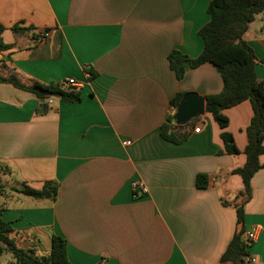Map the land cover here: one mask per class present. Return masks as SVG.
<instances>
[{"label": "crops", "instance_id": "0c3cea01", "mask_svg": "<svg viewBox=\"0 0 264 264\" xmlns=\"http://www.w3.org/2000/svg\"><path fill=\"white\" fill-rule=\"evenodd\" d=\"M209 1L0 0L1 38L13 46L0 53V75L25 85L59 83L80 97H53L39 109L34 95L0 83L1 218L19 247L46 256L55 235L71 264H219L237 230L243 186L232 170L245 162L251 104L222 112L238 150L228 155L205 101L203 114L182 127L170 104L177 93H219L220 75L203 63L177 79L167 59L172 51L187 60L200 54ZM243 38L264 81V11ZM169 116L174 131L188 132L184 141L161 138ZM257 159L242 226L259 229L246 249L253 264H264V153ZM198 174L207 176L205 188L196 187ZM49 181L54 200L14 191ZM132 182L146 193L134 198ZM12 262L9 253L0 256V264Z\"/></svg>", "mask_w": 264, "mask_h": 264}, {"label": "trees", "instance_id": "16d2710c", "mask_svg": "<svg viewBox=\"0 0 264 264\" xmlns=\"http://www.w3.org/2000/svg\"><path fill=\"white\" fill-rule=\"evenodd\" d=\"M264 11V0H210L207 6L209 20L198 30V35L203 41L200 54L191 60H187L176 51L168 55L169 67L174 70L176 78L181 79L188 68L199 67L203 63H210L220 75L222 89L219 93L204 97L205 110L211 114L213 120L222 129L220 138L224 144V151L228 155H236L237 148L233 143L232 136L224 131L227 126V117L222 113L244 100L251 104L252 116L245 129L246 145L243 150L245 162L240 168L232 170V174L240 177L243 189L237 194L243 198L244 203L250 196V179L260 168L258 157L264 153L262 140L264 137V81L258 80L254 73L256 58L253 50L248 46L243 36L247 31L249 23L255 16ZM16 26L11 27L15 31ZM30 27L22 31L30 30ZM5 28L0 26V53L9 51L13 46L3 42L1 35ZM188 61L189 65L184 62ZM90 75L93 72L90 71ZM0 83L10 84L18 90L34 95L37 99L44 101L47 97H58L67 102L80 100L79 93L73 89H64L59 83L47 85L32 83L25 85L16 78L0 75ZM183 93H177L170 100L175 107ZM172 116L167 117L166 122L160 127V136L163 140L177 144L187 138V131H174ZM196 187L205 188L208 180L204 174L196 176ZM17 193L35 199H55L56 183L45 182L41 189H33L24 186L15 189ZM236 206L237 230L233 234L226 249L222 253L219 264H243L247 256V245L242 239L243 211L242 204ZM10 224L1 218L0 208V256L9 253L13 260L9 264H71L66 258L65 241L53 235L51 237V248L46 256H37L33 249L21 248L12 232Z\"/></svg>", "mask_w": 264, "mask_h": 264}, {"label": "water", "instance_id": "95a60500", "mask_svg": "<svg viewBox=\"0 0 264 264\" xmlns=\"http://www.w3.org/2000/svg\"><path fill=\"white\" fill-rule=\"evenodd\" d=\"M185 65L189 62L185 61ZM44 103L41 101L39 109H43ZM204 112V99L195 92L184 94L175 107L173 119L178 127L185 126L192 119L201 116Z\"/></svg>", "mask_w": 264, "mask_h": 264}, {"label": "built area", "instance_id": "2783aa9c", "mask_svg": "<svg viewBox=\"0 0 264 264\" xmlns=\"http://www.w3.org/2000/svg\"><path fill=\"white\" fill-rule=\"evenodd\" d=\"M49 36V31L45 30L43 32H41L39 34V40L40 42H43L47 37ZM67 84L68 85H75V81L73 79H68L67 80ZM44 103L46 105H51L53 103V97H47L44 100ZM200 129V127L197 125L195 128H193L194 132H198ZM217 180V177H212L210 179L211 182H215ZM131 188L133 191V197L134 198H139L142 195H144L146 193V187L143 185V183L141 182H132L131 183ZM259 235V229L256 227H252L251 229H249L248 231L244 232L242 235V239L244 240L245 244L248 245L253 242L254 240H256L257 236ZM254 259L250 256H246L244 259V263L243 264H253Z\"/></svg>", "mask_w": 264, "mask_h": 264}, {"label": "rangeland", "instance_id": "374dc122", "mask_svg": "<svg viewBox=\"0 0 264 264\" xmlns=\"http://www.w3.org/2000/svg\"><path fill=\"white\" fill-rule=\"evenodd\" d=\"M9 39H10V35L9 34L4 36V41H9ZM2 182H3V180L0 177V183H2Z\"/></svg>", "mask_w": 264, "mask_h": 264}]
</instances>
